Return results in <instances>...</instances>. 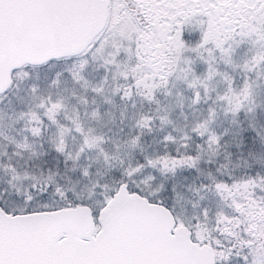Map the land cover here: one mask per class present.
Listing matches in <instances>:
<instances>
[{
    "label": "snow or ice",
    "instance_id": "snow-or-ice-1",
    "mask_svg": "<svg viewBox=\"0 0 264 264\" xmlns=\"http://www.w3.org/2000/svg\"><path fill=\"white\" fill-rule=\"evenodd\" d=\"M0 264H264V0H0Z\"/></svg>",
    "mask_w": 264,
    "mask_h": 264
}]
</instances>
